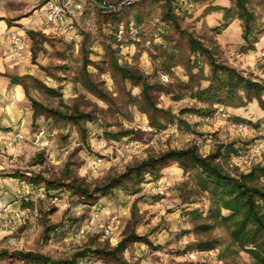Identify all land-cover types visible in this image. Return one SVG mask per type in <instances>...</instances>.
<instances>
[{
    "label": "rangeland",
    "instance_id": "obj_1",
    "mask_svg": "<svg viewBox=\"0 0 264 264\" xmlns=\"http://www.w3.org/2000/svg\"><path fill=\"white\" fill-rule=\"evenodd\" d=\"M46 1L0 0V21L23 31L28 45L23 83L29 97L60 113L39 114L33 120L27 100L31 121L28 133H23L26 140L16 144L15 133L11 136L16 148L4 154L7 174L1 178H11L4 189L11 193L7 203H15L17 213L12 211L11 225L0 219V228L7 231L0 242L1 256L32 254L43 261L69 262L86 250H111L134 234L148 243H128L122 255L126 264H264L249 253L251 245L217 225L212 211L222 216L229 211L217 207L201 189L196 172L185 173L177 164L162 169L158 178L146 177L141 185L107 197L93 192L92 198H82L66 189L45 187L47 181L75 182L92 191L148 158L187 148L203 157L220 152L217 163L233 178L264 168V151L247 165L239 159L245 150L264 143V95L246 96L240 89L224 106L197 97L217 86L205 50L215 63L234 70L238 83L241 78L264 84V0H245L254 17L245 37L238 9L228 0H130L118 24L125 30L124 44L114 49L119 52L118 64L151 86L152 106L142 85L123 80L111 69L106 45L115 26L105 21L108 9L87 6L73 18L67 36L44 34L37 23L24 28ZM99 1L112 6L127 2ZM191 40L202 46L200 53H192ZM85 82L93 83L105 97ZM75 112L91 120L76 125L69 119ZM39 130L46 137L36 146L33 138ZM123 133L129 135L119 138ZM36 177L42 182L32 188L28 181ZM251 184L264 187V177ZM25 185L28 191L23 190ZM95 206L101 208L96 226L117 218L112 238L76 236L75 231L92 219ZM204 243L212 249L202 248ZM90 261L104 264L96 257ZM0 262L13 264L6 257Z\"/></svg>",
    "mask_w": 264,
    "mask_h": 264
},
{
    "label": "trees",
    "instance_id": "obj_2",
    "mask_svg": "<svg viewBox=\"0 0 264 264\" xmlns=\"http://www.w3.org/2000/svg\"><path fill=\"white\" fill-rule=\"evenodd\" d=\"M168 2L172 0H167ZM234 2L238 12V19L242 21L245 35L251 30V23L254 21V17L246 7L245 0H228ZM126 8L123 7L120 10H108L105 12L104 17L107 25L112 24L115 26L111 34L108 36L110 40L106 45V52L110 56L111 69L115 74H119L123 80L133 81L135 84L142 85L143 94L147 100V103L152 106V101L148 95V90L151 86H148L143 78L136 73H133L118 64L116 55L119 53L114 49L116 43V33L119 31L118 24L122 22L121 17L125 13ZM173 17V16H172ZM138 19L139 16H136ZM129 23V22H128ZM30 36H34V33L29 32ZM202 46L195 40H191V51L193 54H198L202 50ZM207 56L212 63L213 73L215 74V80L217 86L213 90H206L198 94V98L203 102H211L213 105H226L228 102L235 98V94L242 89L246 96L250 94L260 97L264 95V84H258L250 80L240 79V83L236 81V72L225 66L215 63L213 57L205 50ZM218 71L223 72V76L217 75ZM23 77H12L11 83L17 84L23 87L27 100L30 101L33 109L32 119L35 120L39 114H60L59 112H53L41 106L38 102L29 97L28 90L23 83ZM86 86L100 97H105V93L97 88L93 83L85 82ZM201 113V111H196ZM76 125H81L82 122L90 121L91 118L87 114L75 112L74 115L69 118ZM82 133L86 130L81 128ZM128 133L119 134V138L128 136ZM116 136V134L114 135ZM220 152L210 154L206 157L201 156L195 148H187L184 150H168L158 157L148 158L147 160L128 168L123 174L109 178L105 183L100 184L94 190H89L87 187L76 184L75 182L69 184H59L57 182H45V187L48 191H57L59 189H66L73 195H77L82 198H92V193L101 194L103 197L112 196L115 192L130 190V187L135 185H141L144 183L146 177L158 178L162 169L169 164H177L180 169L186 172H196L198 182L201 189L210 194L213 203L222 210L229 211L228 216H222L216 209L212 211L213 220L217 225H223L226 228L231 229L232 236L237 241H243L244 243L251 245L252 250L249 253L254 258L264 263V187L252 185L251 182L257 177H264V168L257 167L246 176L240 178H233L229 174L225 173L220 165L217 163ZM23 177V176H21ZM42 178L36 177L28 181V184L32 188L39 185ZM26 187H28L26 185ZM77 231V230H76ZM75 231V232H76ZM145 241V238L138 237L134 234H130L124 238L115 248L111 250L96 249L86 250L75 257L76 259L69 262H55L49 259L44 261L39 258H34L32 254H15L9 255L4 253L0 254L1 258H7L8 262L14 260H28L33 263L44 264H77L81 258L91 257L97 258L104 264H126L123 261L122 255L127 247L128 243H138ZM206 250H211L212 246L209 243H204L201 246Z\"/></svg>",
    "mask_w": 264,
    "mask_h": 264
},
{
    "label": "built area",
    "instance_id": "obj_3",
    "mask_svg": "<svg viewBox=\"0 0 264 264\" xmlns=\"http://www.w3.org/2000/svg\"><path fill=\"white\" fill-rule=\"evenodd\" d=\"M93 5L100 9L108 10H120L123 7L130 6L131 1L127 0L125 4L120 6H112L106 2H100L99 0H47L34 15L29 17L24 24V28H29L32 24L37 23L40 26V31L44 34H52L57 36H67L73 30L72 20L78 14H83L87 6ZM124 28H119L116 33V49H122L124 42ZM23 31H19L15 28L8 29L5 34L0 36V46L2 44H8L12 55L16 58L24 57L28 52V45L23 34ZM264 57V52H262ZM239 130L242 127H237ZM44 130H39L33 138V144L38 146L42 140L46 137ZM26 140L25 134L17 132L14 134L12 141L16 144L23 143ZM264 151V143H260L256 146L250 147L240 154L239 159L242 165H247L253 158H257L262 155ZM101 208L94 207L92 219L89 220L85 226L77 229L76 236L84 237L85 235H98L101 234L103 238H112L114 234L115 225L117 224V218L114 217L108 225L98 227L94 224V221L99 217ZM12 211L9 207L0 208V219L3 218L7 225H11L14 222ZM100 231V232H99ZM77 264H100L91 262L88 258H81Z\"/></svg>",
    "mask_w": 264,
    "mask_h": 264
},
{
    "label": "crops",
    "instance_id": "obj_4",
    "mask_svg": "<svg viewBox=\"0 0 264 264\" xmlns=\"http://www.w3.org/2000/svg\"><path fill=\"white\" fill-rule=\"evenodd\" d=\"M8 29L7 23L0 21V36ZM26 54L22 58H16L12 55L8 44L0 46V208L9 207L13 212H16L15 203H7L12 196L8 190L4 189V185L8 184L11 178H1L7 174L4 171L5 164L2 162L5 160V155L16 148L11 142V136L17 132L28 133V125L31 121L23 87L11 83L12 77H23L28 74V55ZM24 189L29 190L26 185ZM6 236L7 231L0 228V242ZM0 264L3 263L0 262Z\"/></svg>",
    "mask_w": 264,
    "mask_h": 264
}]
</instances>
